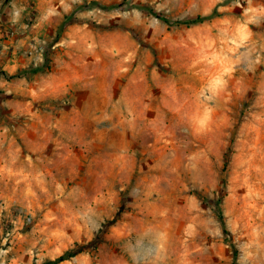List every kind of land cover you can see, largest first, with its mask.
Masks as SVG:
<instances>
[{
  "label": "rangeland",
  "instance_id": "obj_1",
  "mask_svg": "<svg viewBox=\"0 0 264 264\" xmlns=\"http://www.w3.org/2000/svg\"><path fill=\"white\" fill-rule=\"evenodd\" d=\"M90 1L0 0V264H264V0Z\"/></svg>",
  "mask_w": 264,
  "mask_h": 264
},
{
  "label": "trees",
  "instance_id": "obj_2",
  "mask_svg": "<svg viewBox=\"0 0 264 264\" xmlns=\"http://www.w3.org/2000/svg\"><path fill=\"white\" fill-rule=\"evenodd\" d=\"M126 2H127L129 7H135L137 9H139L140 11L146 12L148 14H152L153 16L157 17L158 19H160L161 21H163L169 25H190V24L200 23V22H203L209 18H212L215 15H218V13H217L218 11L213 10L209 14H196L195 16H192L189 18L172 19V18L166 16L163 12L157 11L149 5L142 4V3H131L129 0L128 1L122 0L119 2H112L110 4H104L101 1L92 0L89 3L83 2L79 5H77L76 9L82 10V9L88 8L90 6H95V5L98 7L104 8V9L122 8L123 4ZM75 20H76V18L73 17L72 13L64 16V19L60 23L59 31H63V29L67 25L71 24ZM49 61H50L49 47H46V49L44 50V62L42 64L25 66V67L18 69L16 72H13V73H8L7 71L0 69V73L5 75L8 78L26 77L30 74L48 71L50 68ZM203 198L206 199L207 197L204 196ZM212 207H213V210L215 211L216 216L218 217V219L222 225V231H223L224 236H225L224 238L232 246L233 262L235 263L236 262V256L238 254V250L232 244V240L229 238L230 232L227 229V227H225L224 217H223L221 208L219 206V201L218 200L213 201ZM117 214H119V213H117ZM115 220H116V218L114 217V218L110 219L109 221H107V223H104L103 226L107 227L109 224H112L113 222H115ZM101 230H103V227L100 228V231ZM101 240H102L101 235L96 234L92 239H90L86 243L77 244L75 247L66 249L60 255L56 256L55 258L46 259L43 262H41L40 264H57V263L65 260V259H68L72 256H75L76 254H78L80 252L85 251L87 248L95 249L97 247V245L99 244V242H101Z\"/></svg>",
  "mask_w": 264,
  "mask_h": 264
},
{
  "label": "crops",
  "instance_id": "obj_3",
  "mask_svg": "<svg viewBox=\"0 0 264 264\" xmlns=\"http://www.w3.org/2000/svg\"><path fill=\"white\" fill-rule=\"evenodd\" d=\"M2 69H3V68H2ZM3 70L7 71L6 69H3Z\"/></svg>",
  "mask_w": 264,
  "mask_h": 264
}]
</instances>
